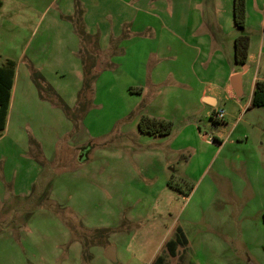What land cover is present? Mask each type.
I'll return each instance as SVG.
<instances>
[{"label":"rangeland","instance_id":"374dc122","mask_svg":"<svg viewBox=\"0 0 264 264\" xmlns=\"http://www.w3.org/2000/svg\"><path fill=\"white\" fill-rule=\"evenodd\" d=\"M233 3L0 0V60L28 68L35 59L71 103L68 112L51 92L41 101L20 87L0 137V264H154L159 256L166 264H264V107L251 104L264 80V0H249L244 30ZM139 8L144 73L127 72L129 62L113 75L120 35ZM241 34L250 36L246 64L235 58ZM237 74L241 94L231 82ZM91 75L99 106L74 115ZM130 79L143 91H131ZM205 84L216 106L200 103ZM144 115L173 122V131L143 133ZM178 227L188 243L172 256L167 243Z\"/></svg>","mask_w":264,"mask_h":264},{"label":"trees","instance_id":"16d2710c","mask_svg":"<svg viewBox=\"0 0 264 264\" xmlns=\"http://www.w3.org/2000/svg\"><path fill=\"white\" fill-rule=\"evenodd\" d=\"M78 5L79 4H77V8ZM233 8L235 25L240 29H246L247 0H234ZM69 19L72 20L73 18L70 17ZM249 49L250 36L248 34L239 35L235 39V58L237 63L246 64L249 56ZM16 67L17 63L14 60L7 59L4 62L0 60V137L7 127ZM30 70L32 80L40 95L43 96V93L47 91L51 92L60 102L63 103L65 110L70 112V107L57 94L52 85L47 82L43 73L37 70L32 64L30 65ZM96 78L97 75H91L90 77L85 78L83 87L78 94V107L75 111L76 113L73 112L74 115L79 113L83 117L93 106L94 82L96 81ZM133 89V87L130 88L131 91ZM251 104L253 107H264V80H257L255 82ZM139 128L143 133L165 136L173 131L174 125L171 121L144 115L139 121ZM94 232L95 236L92 238V244H95L100 238L99 234L101 233V229H96ZM187 243L188 239L185 233L182 228L178 227L176 238L167 243V250L172 256H176L177 248L180 245H186ZM83 258L86 262H89V257L86 256V253ZM154 264H166V257H157Z\"/></svg>","mask_w":264,"mask_h":264},{"label":"crops","instance_id":"0c3cea01","mask_svg":"<svg viewBox=\"0 0 264 264\" xmlns=\"http://www.w3.org/2000/svg\"><path fill=\"white\" fill-rule=\"evenodd\" d=\"M123 1H124V3H127V5L130 6V3H132L134 0H129V1L128 0H123ZM233 5H234V3H233ZM137 8L138 7H135V10H137ZM142 12H143L142 8H139L138 9V14H137L135 20H132V21L130 20V21H128L126 23V27L128 28L129 31L124 36H122V34L120 35L121 36L120 37L121 42H120L119 48L121 49V53L116 56L117 57L116 58L117 61L114 63L115 67H111V69H110L111 71L109 73H111L113 75H117V74H119V72H124L127 69V65L129 64V62H130V66H131V71L128 70L127 72H131V73H134V74L137 73L140 77L142 76V73H144V69L142 70V73H141V69H142L143 66H142V64L140 65V57L142 55V52H140V50L144 47L145 42H146V39L143 37V30H144V28L147 25V21L144 18ZM248 13H249V0H247V24H248V18H249ZM124 25L125 24H123V26ZM135 47H137L138 52H136L135 53L136 55H134V57H132V53H133V50L135 49ZM169 53H171V56H169V58H175V54L176 53L173 52V50H171V52H169ZM200 53H201V51L198 53V55H200ZM113 58H115V56ZM162 58H164V57H162ZM34 62H35V66L36 67L34 66ZM31 64L35 68H41V64L36 62L35 59L31 60L28 68H27V66L25 64L20 66V64L17 62L14 87H13V90H12V97H11V105H10V109H9L8 119H7V126L9 124L10 117L13 114L14 104L17 102L16 101L17 98L21 95V94H19V92H21L20 87L22 85H23V91H22L23 94L26 91L25 88L27 87L28 88L27 90H28L29 93H30V91H33V94L36 93V95H38V97L39 96L42 97L40 95L36 85L33 84L34 82L32 83L33 80H31L32 76L30 74L31 73V70H30V65ZM42 67H44V66H42ZM167 75H168V73H167V71H165V75L163 77H166ZM237 75H239V74H237ZM23 76H24V78H23ZM45 77L47 79V82L53 86V83L50 82V78L47 75ZM20 78H22L23 81H26L27 78H29L28 79V83L26 84V82H25L24 84H19L18 82H19ZM160 78H161V76H160ZM233 78H234V76L231 77V82H232ZM127 83H128L127 84L128 87L138 88V90L143 91L142 87H140V86H143V85H141L142 84L141 80H138L137 82H135V81L131 82V79H130L129 82H127ZM30 84H32V87H31ZM232 85H233V83H232ZM55 88H54V90L57 92V94L70 107L71 103H68L65 100V96H64L63 92H61V91L59 92V88L58 87L55 86ZM241 88H242V77H241ZM81 89H78V92H77L78 94H79ZM210 91H211V88L206 85V87L203 88V90H202V92L200 94L199 100H200V103L206 104L208 106L213 107L210 104H215V106H216L218 104V101H217L216 97L213 94H211ZM28 92L27 91L25 92V96L28 95ZM40 97H39V99L42 101L43 99H41ZM208 98L212 99L213 103H209L207 101ZM22 106H24V105H22ZM94 106H95V108H97V106H99V105H96L94 103L93 106L90 109L94 110ZM75 107H78V100H77V104L75 105ZM5 131H7V127H6ZM3 138H4V136H3ZM78 160L83 162L85 160V158L84 157L82 158V156H81V157H79Z\"/></svg>","mask_w":264,"mask_h":264},{"label":"water","instance_id":"95a60500","mask_svg":"<svg viewBox=\"0 0 264 264\" xmlns=\"http://www.w3.org/2000/svg\"><path fill=\"white\" fill-rule=\"evenodd\" d=\"M234 89L238 94H241L242 88H241V75H236L234 76L232 80ZM207 101L209 103H213V100L208 98ZM106 257L109 258L111 261L116 262L117 261V254H116V249L115 247H109L106 251Z\"/></svg>","mask_w":264,"mask_h":264},{"label":"built area","instance_id":"2783aa9c","mask_svg":"<svg viewBox=\"0 0 264 264\" xmlns=\"http://www.w3.org/2000/svg\"><path fill=\"white\" fill-rule=\"evenodd\" d=\"M218 119H224L225 118V111L222 109L217 113Z\"/></svg>","mask_w":264,"mask_h":264}]
</instances>
